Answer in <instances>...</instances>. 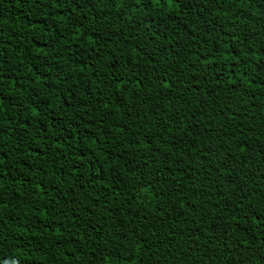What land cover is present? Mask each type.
<instances>
[{
	"label": "trees",
	"instance_id": "obj_1",
	"mask_svg": "<svg viewBox=\"0 0 264 264\" xmlns=\"http://www.w3.org/2000/svg\"><path fill=\"white\" fill-rule=\"evenodd\" d=\"M0 264H264V0H0Z\"/></svg>",
	"mask_w": 264,
	"mask_h": 264
}]
</instances>
